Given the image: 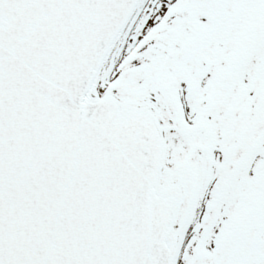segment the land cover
Listing matches in <instances>:
<instances>
[{
  "label": "snow or ice",
  "instance_id": "6c2138e0",
  "mask_svg": "<svg viewBox=\"0 0 264 264\" xmlns=\"http://www.w3.org/2000/svg\"><path fill=\"white\" fill-rule=\"evenodd\" d=\"M0 264H264V0H0Z\"/></svg>",
  "mask_w": 264,
  "mask_h": 264
}]
</instances>
